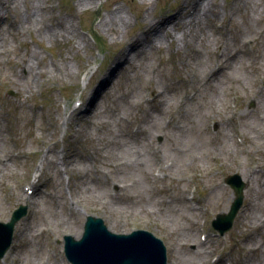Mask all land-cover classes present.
Returning <instances> with one entry per match:
<instances>
[{"label":"rangeland","instance_id":"374dc122","mask_svg":"<svg viewBox=\"0 0 264 264\" xmlns=\"http://www.w3.org/2000/svg\"><path fill=\"white\" fill-rule=\"evenodd\" d=\"M53 1L57 6H60L61 11H74L70 6L74 3L73 0ZM235 1L236 0H217V2L220 5L223 4L227 10L233 9V12L237 10L238 13H233V15L228 13V15L231 16L227 18L235 27V35L244 39L247 37L253 38V36L258 35L259 32L264 34V24L261 23L259 20L260 18L257 20L255 19L253 23L251 22L250 25H247V17L252 16L253 13L250 7L237 8L236 4H234ZM119 2L125 6L124 8H126V10L124 11H127L128 21H130L129 27H132L135 33L141 32L145 27V23H137L139 20L137 18H141L138 15L140 13L145 14L147 8H151L150 10H152V12H150L153 13L155 19H161L160 16L163 13L172 12L173 9L181 6V0H154L152 4L148 5L147 8L143 10V7H140L141 4L137 5V2L131 3L129 0H119ZM37 5L38 3H36V6ZM25 9H28L27 3L24 5L23 2H21L15 11H19L22 16ZM4 13L5 10L2 11L0 15L3 16ZM128 13L134 16L131 14L128 15ZM14 14L16 15L17 13L14 12ZM78 14H80L81 22L85 26L84 30L96 37L97 48L91 50L89 46L86 47V45L82 44L84 48L80 49L79 52L75 54V50L79 46L78 43H75V40L70 42L68 40L54 41L52 39H47L42 41L38 39L41 47H45L49 53H53L55 58L54 61H60L59 63L62 69L57 71L50 67V70L54 71V75L38 76L37 82L30 86L29 95H25L23 92L19 91L21 86L17 82L18 78L16 75H12L11 78L2 82L0 86V98L3 100L0 110V145H3L0 148V156L5 157L11 153L13 148L14 150L20 151L19 144L25 151L39 148V153L36 155L34 162L29 161L22 164L20 162H11L7 169L0 165V219L7 222L11 217V209H17L21 205L27 207L28 213L31 212V214L34 213L36 215L37 208L32 205V201L27 203L23 198H18L20 193L17 188L18 185L21 184H19V181H22V184H29L31 175L35 174L33 170L40 167L42 162H44L43 181L48 178L50 173L56 172V168L49 169L45 164L46 161H43V157L41 156V154H43L41 151L42 142L49 143L55 140L62 144L63 141H65L67 146L76 150L79 154L87 153L90 155L89 151L91 150L94 153L93 157L98 170H108L113 160H117L118 158L124 159L123 162H131V160L135 158V154L120 157L121 153L114 148L118 139L113 135L111 128L109 129L110 131H107L105 120L112 118L113 123L119 122L120 126L118 131L121 135V139H126L121 132L123 124L118 119L117 114L119 112L130 113L129 111L131 108V111L135 113L136 116L144 120L146 114L140 115L132 109L135 103H139V105L143 106L141 88L144 85L151 86L152 90L156 89L161 94L163 104L160 105L157 100V104L159 105L158 108L164 110L167 108L172 109L178 114L181 124L185 125L182 132L171 131L167 128L164 131V136L167 137L168 141L162 144V135H158L162 132V129H160V125H163L162 117L158 116V113L152 108L148 109L146 112L148 113L150 111L152 114L158 116L159 120L156 130L159 129V131L147 127L145 128L157 135V143L162 144L163 150L166 148V161L171 160L174 163L173 166L168 165L165 169L167 175L169 174L168 169H170V172L172 170V172L170 176L168 175L169 179L165 180L164 186H158L159 184L157 183L155 184V189H168L171 185L172 189L182 190L185 187L187 188L186 183L189 181L196 182L198 184V189L196 191L197 198L200 197L206 202L209 208L207 216L210 218V212L212 210H215L218 214L227 213L229 211L235 199L234 193L231 188H226L223 185L221 178L237 174L244 184L243 203L246 207V201L248 199L247 194L253 196L256 191L254 193L248 192L247 188L249 181L247 178L243 177L241 168L249 167L250 165L264 166V94L261 95L257 91L254 83V81L259 78L257 74V65L261 61H264V48L259 47L260 58L256 60L259 61L256 65H251L246 58L241 60L240 72L249 79L250 87L246 89L248 84L243 86V84L237 83V91L231 94L236 95V110L240 111L243 117V123L239 125V130L243 132L247 148L234 147L232 142L234 145L235 142L232 140L229 142L230 144L228 143L229 145H225V143L221 142V151L218 145L213 147L212 144L214 142L211 136L207 134L205 123L210 118V114H216V111H219V115H222L223 118L229 117V111L231 110L229 100L231 95L229 92L231 91V87H235L230 80L239 79V75H235V78L225 77V82L220 84L215 81L216 79H213L205 87H202L204 85V82H201L202 80L195 84L198 75L200 76V74L209 71L208 67L199 68L198 65L201 61H195L197 58L198 60L202 58L195 54L197 47H201L202 45L198 43V41H200L199 34L197 36L198 39L192 36L186 43L183 44V42H181L180 46L182 49L176 51L175 48L172 55L167 53L165 48H161V50L155 51L151 55L149 62H144L140 56L135 60L137 62L132 66V69H130L131 66L129 65L122 70L121 67H119L120 63L117 61L118 52L131 45L129 53H131V56L135 54V50L132 49L135 44L131 42L129 28H126L127 33L124 37H121V32L113 34L111 31L109 34L102 28H98L97 25L104 14L101 12V8L98 7L83 13L79 12ZM253 16L257 17V15ZM147 21H149V17ZM26 26H28V24ZM3 30V27H0V33H3ZM204 30L209 32L207 29ZM34 34L35 35L32 37L25 38L27 45L30 46L33 44V39L36 40V38H38L39 33L36 32ZM143 37L146 38V35ZM6 39L7 36L5 35L4 40L2 39L3 43ZM231 45H237L238 49L244 51L239 41H235V43H231ZM211 47H213V45H211ZM36 50L38 52L41 51L40 47L36 48ZM7 52H9L7 49L0 52V66L4 65L3 57L5 55L9 56ZM48 52V57H52ZM22 55H24V52ZM42 55L44 56V53H42ZM211 57L216 58V53L207 51V54L203 56V60L211 63ZM44 59L47 64L46 68H48L50 63L47 57ZM13 61L14 58L5 66V70H8V73L9 66ZM68 64H71L69 67L74 74L71 77L67 75L66 65ZM140 64L146 67L145 71L139 68ZM260 70L264 73L263 69ZM110 71L114 72L116 77L109 86H105L103 79ZM24 73L26 74L27 72L25 71L21 75L23 79L28 78L25 77ZM180 73L188 78L185 79L183 85H179L178 87L183 88L184 84H187L191 86V90L200 88V91L195 101L185 102L183 105L179 106L176 102L179 92L177 91L176 93L171 85L172 82H175L179 77ZM232 74L234 75V73ZM194 75L197 76L194 77ZM157 80L158 82H156ZM214 82L217 83L215 86L218 88V94L221 99L218 103H212L208 98V91L213 90ZM99 87H101L99 94L97 96H92V90ZM80 94L84 97H93V101L88 106L92 108L93 112L96 110L101 111L100 115H96L89 119L82 117L78 118L76 115L72 118L69 116V109L72 101ZM79 102L80 101H76V104H79ZM168 102L170 104H167ZM29 104L37 107L40 119L32 116L29 110ZM186 107L188 110H185ZM224 109L225 113L223 112ZM243 113H248L251 118H249L248 115L245 116ZM216 115L215 119L218 121L220 117H218V114ZM54 123L58 124V128L54 127ZM113 123L111 122V124ZM96 128L101 129V131L97 132ZM114 139L115 142H112ZM13 140H15L16 148L13 147ZM197 142L202 144L201 149L197 144H193ZM105 143L109 145V148L105 146ZM171 145L185 148L184 153L177 154L175 151H172ZM237 148H239L241 152H238ZM248 151H250V153H248ZM168 153L176 157L170 158ZM202 155L203 158L200 159ZM151 160L149 166L145 168L146 171L131 173L139 164L136 160L133 162V166L129 167L127 165H122L110 174L109 180L125 183L133 181L135 183L134 186L127 187L123 193L136 200L137 204L129 202L127 207L124 208L119 202H108L107 190L105 192L103 187H101V189L96 188L88 181H86L84 187L78 189V186H80L82 182L77 176H75L73 181L71 180L72 189H70L69 192L70 200L73 201L74 204L77 202L82 212L85 210L90 212L94 209L97 210L98 214L96 215L104 218L106 224L109 228L114 229L115 233H129L133 228H142L152 231L167 245L170 262L171 259H175L176 264H182V262L183 264H192L194 260H198L192 255L193 252L191 250L193 245L192 242H194L196 235L189 239L188 237L189 234L193 232L191 226H196L199 219L196 217L195 222L191 220L187 221L185 219V210L183 209L185 207L177 201H174L170 206L159 209L160 207L157 205L156 199L151 196L152 192H150V188L147 185V180L151 177V172L155 166L154 160L152 158ZM201 160H203V162ZM214 162H216L217 166L213 165ZM74 163L79 164L78 166L83 169L85 168L88 170L89 168L87 164L83 165L80 161L75 159L72 163L70 162L68 165H65L69 172L71 171V164ZM120 168L127 169L129 173H116ZM61 170H63V168H61ZM80 172L83 173L84 171L81 170ZM137 173L141 177L140 179L146 183V196L151 202L145 203L144 200H142V202L140 201L142 196H140L139 191H136L138 189ZM46 188L49 189V186L46 185ZM260 189L264 192V187ZM3 198L6 199L3 201ZM35 198L43 200L41 204H44V206L41 207V211L37 214V217L31 220V227L35 230L43 226L46 221L53 224L54 234L58 238V247L63 250V237L66 235L74 236L73 233L75 230L70 228L69 222L72 226L74 224L77 230H79L80 224H84L85 222L84 215L81 218L82 222L78 223L76 219L66 215V206L64 203L61 205L62 208L57 209L55 203L53 206V203L47 199L42 197ZM262 200L264 203V196ZM257 204L254 208L257 207ZM244 209L246 211L245 221L242 222V213H244V210L241 209L240 216H238L233 223V228L226 233L227 241L232 249L233 260L238 263L240 257L244 255L250 256L251 251L258 252L259 248L261 250L262 245V237L258 234V230L255 231V229L253 232H250L249 242L238 244L239 239L244 238L243 236L247 233V230L249 231L253 225H258V217L260 216V213L252 216L253 210ZM169 213L173 215L174 222H169L166 219L165 215ZM215 216H212L208 220L207 226L211 227L212 221L216 218ZM250 221H252V224H250ZM22 228H19L15 233V249L7 256V261H9V264H24V257L32 253L36 255V258L31 264H37L41 258V254L35 251L33 244L29 243L26 236L21 237L20 233ZM61 230L66 231L61 232ZM207 230L211 231L209 229ZM194 231L196 230L194 229ZM82 234L83 229L82 232L75 235L76 239H80ZM252 238L255 240H252ZM185 243H189L188 249H186L187 245ZM175 250L185 253L186 258L184 260L176 258ZM207 259L208 258L198 264L206 263ZM173 261L172 264H174ZM263 263L264 257L259 261H255L253 264Z\"/></svg>","mask_w":264,"mask_h":264},{"label":"bare ground","instance_id":"6f19581e","mask_svg":"<svg viewBox=\"0 0 264 264\" xmlns=\"http://www.w3.org/2000/svg\"><path fill=\"white\" fill-rule=\"evenodd\" d=\"M74 3H72L70 6L74 9V11H61L60 6H57L53 0H0V13L5 10V13L3 16L0 15V27H3V33H0V52L5 50V45L3 43L4 37L7 34H12L15 38H29L34 33H39L38 38L33 39V44L30 45V49H28L24 55H18L16 56L15 60L11 63L10 69H9V76H6L7 79L11 78L12 75H16L18 78L17 82L21 86V89L19 88V91L23 92L25 95H29V89L32 84L37 82L38 76L46 75V76H52L54 75V71L50 70V67L54 70H61L62 67L60 66V61L53 62L52 60L48 59V62L50 63L49 67H47V64L45 63V57L42 55V49L45 47H41L39 40H47L52 39L54 41L56 40H68L72 41L75 40V43H78V47L75 50V54L79 52L80 49H83V45L89 46V41L85 36H83L80 32V27L77 25L79 12L83 13L89 10H92L93 8H101V12L104 14L102 15L99 24L97 25L98 28H102L105 32L109 33L112 31L113 34H117L118 32H121V37H124L127 33V27L130 30L131 36V42L134 45L135 54L131 56L130 46L125 47L121 49L117 56V61L120 63L119 67H121L122 70L126 68V66H131L130 69H132V66L136 64L137 61H135L138 57H142V60L144 62H149V57L158 50H161V48H165L167 50H171L176 48V51L181 50V42L186 43L187 40L190 38H197L198 34L200 35V41H198L199 44H202L201 47H197V50L195 51V54L198 55L201 60L195 59L196 62H199V68L201 67H208L209 71L206 73L198 75L197 81L195 80V84L198 82H204V85L202 87H205L208 85L213 79H216L215 81L219 84L222 82H225V77H231L235 78L239 75V79H231L230 82H234V84L237 85L243 84L247 87H250V81L248 78H246L241 72V64L243 58H246L247 61L251 65H256L259 61H256L260 58V48H264V34L259 32L258 35H255L252 37H247L244 39H241L239 36L235 35V27L231 24V22L227 19L233 13H238L237 10L233 9L227 10L223 4H219L217 0H181L180 7L173 9L172 12H167L166 14H162L160 17L161 19H155L153 16L151 8H147L148 5L152 4L154 0H129L131 3L137 2V5L141 4L140 7H143V10L147 8V12L145 14H139L141 18L137 21V23H145L144 29L141 30V32L135 33V31L132 30V27H129L128 17H127V11L125 6L119 2V0H73ZM23 2L24 5H28V9L24 10V14L22 16L20 15L19 11H15L17 7H19L20 3ZM183 2V3H182ZM36 3L38 5L36 6ZM237 8L240 7H247L251 9V12L253 15L256 16H250L247 17V25H250L251 22L253 23L255 19H259L262 24H264V0H236L235 3ZM193 8L190 10V7ZM236 8V9H237ZM17 14L15 15L14 12ZM151 11V12H150ZM171 11V10H170ZM132 13V12H131ZM131 13H128L130 15ZM228 13H231V15H228ZM133 15V14H131ZM261 15V16H260ZM134 16V15H133ZM149 17V21H147ZM258 20V23H259ZM128 21V22H127ZM229 22V23H228ZM28 24V26H26ZM8 26V28H6ZM38 26V27H37ZM37 27V29H36ZM204 29H207L209 32L205 31ZM36 31V32H35ZM129 32V31H128ZM2 34V35H1ZM146 35V38L143 37ZM95 37V36H94ZM96 38V37H95ZM3 39V40H2ZM235 41L241 42V46L244 48V51H241V49L237 48V45L232 46L231 43H235ZM5 42V41H4ZM249 43V44H248ZM262 43V46H261ZM24 45L27 43L24 41ZM83 44V45H82ZM213 45V47H211ZM253 46L254 49H251L250 46ZM40 47L41 51L38 52L36 48ZM133 47V46H132ZM211 47V48H208ZM21 49H24L23 46H21ZM207 51H212L216 53V58L212 57V62H208L203 60V56L207 54ZM8 55H12V53L7 52ZM255 58V59H254ZM133 59V60H132ZM254 59V60H253ZM135 61V62H134ZM205 62V63H204ZM210 64V67H209ZM71 65V64H70ZM69 64L66 65L67 75L73 76L74 74L70 70ZM257 74L259 78L254 81L255 86L257 88V91L263 95L264 94V73L260 69L264 70V61H261L257 65ZM140 69L143 71L146 70L145 66H142L140 64ZM260 68V69H259ZM129 69V70H130ZM27 72L25 74L24 78L21 76L23 72ZM29 72V73H28ZM120 72V71H119ZM127 73V72H126ZM234 73V75L232 74ZM128 74V73H127ZM116 74L114 72H108L106 76L104 77V85L109 86L113 80L115 79ZM223 77H221V76ZM236 75V76H235ZM197 75H194L196 77ZM22 77V78H21ZM32 78V79H31ZM187 76L179 74L178 79L185 80L187 79ZM224 78V79H223ZM158 82V80L156 81ZM214 82L213 90L208 91V98L212 103H218L220 99V95L218 94V88L215 86L217 83ZM23 83V84H22ZM171 85V84H170ZM187 87H190V85H187ZM152 88V87H151ZM217 88V90H216ZM101 90V87L94 88L92 90V96H97ZM231 92L237 91L236 87H231ZM200 91V88L197 90H190L186 92L183 96V101L186 100L187 102H190L193 100V98H197V94ZM154 96L157 98L159 104H163V99L161 98V94L156 90H152ZM193 95V96H191ZM93 101V97H89L86 100V103L84 102V105H81L80 108H75L73 111H71V116L74 113L80 114L82 118H92L96 115H100L101 111H92V108L88 105ZM167 102V101H166ZM167 104H170L169 102ZM94 106V105H93ZM148 107L153 108V103L148 102ZM143 108V107H142ZM1 110V107H0ZM80 111V113L78 112ZM148 110V109H147ZM185 110H188L186 107ZM159 109H156V112H158ZM142 112V111H141ZM225 113V109L223 110ZM165 112H161L158 116L164 115ZM219 113V111H218ZM245 116L248 115V113H243ZM157 115L152 114L150 111L146 113L144 120H126V123L129 127V131L127 132V136L130 140L121 139V135L119 134V122H114L112 118H108L105 120L107 131H110L111 128L113 135L118 139L116 142L115 149L119 150L121 153V156H130L132 154H135L138 156V166L131 172L136 173L139 171H146L145 168H147L152 161V159H160V153L156 152L152 154L150 157L146 153H144L143 144L138 143H147L150 144L149 141L146 138L147 133L137 134V133H130L135 128L147 127L149 129H153L155 131H159V129L156 130L158 126V118ZM220 117L219 124L222 128V136L224 141L231 142L232 140L236 141L239 139V137H243V132L239 130V125L243 123V117L241 115V112L238 110H230L229 111V117H222V115H219ZM249 118L251 116L248 115ZM228 119H230V129H227L229 127ZM69 120V119H68ZM255 120V118H254ZM111 122L113 124H111ZM147 124V125H144ZM54 127L58 128V124L54 123ZM238 128V130H237ZM82 129V128H81ZM160 129H165V127L161 124ZM84 131V130H83ZM97 132H100L101 129L97 128ZM182 132V131H179ZM144 137V138H143ZM231 139V140H230ZM245 140V139H244ZM115 142V139L112 141ZM197 144L199 148H202V144L200 142L193 143ZM230 144V143H229ZM232 145L234 146V143L232 142ZM3 145H0V148ZM43 146H46V143H44ZM105 146L109 148V145L105 143ZM154 149V148H153ZM249 150V149H248ZM90 155L85 154V156L75 152L73 153V160H78L82 163V160L88 157V160L83 162L86 163L87 161L94 159V153L90 150ZM250 153V151H248ZM50 156V158L48 157ZM170 158L176 157L173 154H169ZM14 159H18L17 156L13 155ZM195 158V157H194ZM203 158V155L200 159ZM7 158L0 157V164L3 167H7L8 164L5 163ZM54 159L53 155H47L43 158V161H46L45 164L49 169L52 168V160ZM124 159L118 158L117 160H113L114 165L118 166L123 162ZM166 167L172 162L171 160L166 161L165 156L161 159ZM136 159L133 158L131 162H135ZM203 162V160H201ZM66 165L70 163L69 160L65 161ZM79 164H71V171L69 172V179L72 181L74 180L75 176H77L82 184L78 186V189L84 187L86 181L92 183L94 186L96 185H102L104 187H108L109 181L104 179L99 172L91 176L89 172L82 167L78 166ZM82 165V164H81ZM44 169V162L42 164ZM161 166V165H160ZM158 166L155 167L154 170L157 169ZM165 167V169H166ZM41 168V166H40ZM39 168V169H40ZM38 169V170H39ZM164 169V172L166 173V170ZM242 174L244 178H247L249 181V187L248 192L255 194L252 196L250 194H247V202L246 207L247 209H251L252 216H255L260 213V216L258 217V225L252 226L251 229L245 235L244 238L238 241V244L240 243H247L249 242L250 232H253L258 230V234L262 237V245L261 250L258 252H250V257L252 264L255 261H259L264 257V203H263V196L264 192L260 189L264 187V171L254 174V171L256 170L255 166L249 167H243ZM83 170L84 172L81 173L80 171ZM169 170V176H170V169ZM69 171V170H68ZM116 173H122L126 174L129 173L127 169L120 168ZM148 173V172H145ZM138 178V189L136 191H139L140 196L145 197L146 199V191L145 188L146 183L141 180L139 174L137 173ZM173 179V177H172ZM59 183L58 188L62 186V180L61 178H57L55 176L52 177V180H50V185L53 189H56L55 183ZM258 184V185H257ZM236 186L240 187V183H236ZM260 188H258V187ZM75 190V189H74ZM24 193V191H22ZM84 192V191H83ZM237 197V195H235ZM35 197H42L44 199H49L52 201H56V198L52 196V194H45L42 191H37L35 195L33 196H25L24 194L18 195V198L23 200L27 203H30L32 201V205L37 208L36 215L34 213L31 214L30 212V220H34L35 217H37V214L41 211V207L44 206V204H41V199H37ZM254 201H253V198ZM34 198V199H33ZM113 202V201H111ZM147 202H151L149 199H147ZM258 203V204H257ZM257 204V207L254 208V206ZM123 205V204H121ZM124 208H126L124 206ZM254 208V209H253ZM244 213H242V222L246 219V211L243 208ZM189 219L195 221L196 214L190 213L188 214ZM166 219L169 222H174V217L171 213L165 215ZM123 221V219H122ZM250 224H252V221H250ZM76 228V231L74 232L75 235H78L80 232L77 230V227L73 225ZM21 237L26 236L29 243H32V238L35 237L34 230L31 226L23 225L22 231L20 233ZM192 234H189V237H192ZM252 240H255L252 238ZM31 246V245H30ZM160 252V249L157 251ZM206 252V251H205ZM10 252L8 253V255ZM7 255V256H8ZM186 254L180 251L175 250V257L181 260H184L186 258ZM3 260V264H6V258ZM21 258V257H20ZM36 258L35 254L26 255L24 257V264H31L32 261ZM59 260V263L62 264V260L60 258H57ZM174 264L175 259H173ZM55 263H58L55 261ZM183 264V262H182Z\"/></svg>","mask_w":264,"mask_h":264},{"label":"water","instance_id":"95a60500","mask_svg":"<svg viewBox=\"0 0 264 264\" xmlns=\"http://www.w3.org/2000/svg\"><path fill=\"white\" fill-rule=\"evenodd\" d=\"M229 181L231 184L234 185L235 189H237L234 178H230ZM237 197H238L237 201L234 204L233 211L230 215V222H232L231 217L236 214L242 203V195L240 192L238 193ZM97 238L100 237L98 236L96 237V240L99 244L94 247L101 245L105 253L102 255V257H94L90 259L89 260L90 264H126L127 258H129L130 256H134L135 264H140L145 258L144 252L146 250L143 244L140 243L139 239L132 240V238H128V239L119 238V240L114 239L112 241H109L105 238L102 239H97ZM90 251L91 249L86 250V252L88 253ZM79 257L85 260V255L84 256L80 255Z\"/></svg>","mask_w":264,"mask_h":264}]
</instances>
